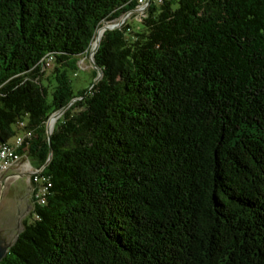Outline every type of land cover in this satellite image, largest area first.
<instances>
[{
	"label": "trees",
	"instance_id": "16d2710c",
	"mask_svg": "<svg viewBox=\"0 0 264 264\" xmlns=\"http://www.w3.org/2000/svg\"><path fill=\"white\" fill-rule=\"evenodd\" d=\"M138 6L0 0V146L51 184L0 264H264V0H149L75 95Z\"/></svg>",
	"mask_w": 264,
	"mask_h": 264
},
{
	"label": "water",
	"instance_id": "95a60500",
	"mask_svg": "<svg viewBox=\"0 0 264 264\" xmlns=\"http://www.w3.org/2000/svg\"><path fill=\"white\" fill-rule=\"evenodd\" d=\"M129 14H132V13H129ZM129 14H126L125 17H127ZM125 17H123V19L121 18V20L118 23H116L112 26L102 27V28H104L103 33L106 30L111 31L115 28L121 27L125 22ZM102 28H100L97 31V37H96L95 41L92 43V46L90 48V53H89L90 55L89 56L92 59V61H93V56L96 55V53L99 49L100 41L103 37V34H102L101 38L98 36V32ZM94 68H96L97 72H98V77L95 80V84H97L102 77V72L97 67L94 66ZM73 102H74V100H73ZM73 102H71L66 109L64 108L62 111L53 114L51 116V118H49V120H48V125L46 126V131H47L48 138H49L50 154H48L47 163L50 162V160L52 159V154H53V149L51 147L50 140H51V136H52V133L54 130V126L56 125L57 120L62 116L63 113H65L69 109V107L72 105ZM52 118H54L56 122L52 127H50V122H51ZM46 165L44 166V168L46 167ZM12 177H14V175L13 176H7L6 173H4L0 176V263L2 261H4V259L8 255V253H10L11 249L16 244L17 239L20 238V235L24 231V227H23L24 220L27 218V215L31 211L29 209V210H25V211L24 210H20V211L17 210L16 212H12V211L9 212L10 209H7V207L3 203L6 190L12 186V183L9 182V180ZM24 177H27V175L22 176V178H24Z\"/></svg>",
	"mask_w": 264,
	"mask_h": 264
},
{
	"label": "built area",
	"instance_id": "2783aa9c",
	"mask_svg": "<svg viewBox=\"0 0 264 264\" xmlns=\"http://www.w3.org/2000/svg\"><path fill=\"white\" fill-rule=\"evenodd\" d=\"M139 3L138 17L144 14L146 7L148 6L149 0H137ZM51 59H48L46 66L51 65ZM33 137L31 132H26L24 136H18L14 139L12 144H4L0 146V176L4 173H8L13 169L16 174L13 178H21L23 175H27L29 183L32 185L31 193L34 201L40 205L44 206L46 204V199L49 196L51 184L48 177L43 175L42 169L34 170L31 162L27 157L21 155L20 149L27 144L28 141Z\"/></svg>",
	"mask_w": 264,
	"mask_h": 264
},
{
	"label": "rangeland",
	"instance_id": "374dc122",
	"mask_svg": "<svg viewBox=\"0 0 264 264\" xmlns=\"http://www.w3.org/2000/svg\"><path fill=\"white\" fill-rule=\"evenodd\" d=\"M138 14H139L138 11H136L133 12L132 14H129L127 17H125L126 15L125 16L123 15L121 18L123 19V17H125L124 24L130 23L133 25H138L139 24ZM121 18L115 21L114 23H118L121 20ZM89 55L90 54H87L81 59L79 58L77 63L78 69L72 70L68 73L71 80V86L75 95H79V96L82 95L85 91L91 88L92 84H95L96 79L94 78V73L96 72V68H94V63ZM51 73H52V69H49L46 74L47 78L51 76ZM13 142L14 139L10 141L11 144ZM32 163H35V161L32 160ZM13 185L14 188L26 189L27 186L31 184L29 183V179L27 176L21 179L20 178L17 179V181L14 182Z\"/></svg>",
	"mask_w": 264,
	"mask_h": 264
},
{
	"label": "flooded vegetation",
	"instance_id": "af4514ba",
	"mask_svg": "<svg viewBox=\"0 0 264 264\" xmlns=\"http://www.w3.org/2000/svg\"><path fill=\"white\" fill-rule=\"evenodd\" d=\"M14 184V183H13ZM6 190L3 203L12 212L17 210H33V201L31 188L32 185H28L26 189L14 188L13 185ZM30 211V212H31ZM29 212V214H30ZM27 215V217L29 216Z\"/></svg>",
	"mask_w": 264,
	"mask_h": 264
},
{
	"label": "crops",
	"instance_id": "0c3cea01",
	"mask_svg": "<svg viewBox=\"0 0 264 264\" xmlns=\"http://www.w3.org/2000/svg\"><path fill=\"white\" fill-rule=\"evenodd\" d=\"M84 57V56H83ZM31 165H32V167H33V169L34 170H36V169H38L39 168V166L36 164V163H32L31 162ZM16 174V172L13 170V169H11L8 173H7V176H13V175H15ZM22 178V177H21ZM20 178V179H21ZM19 179V178H18ZM17 181V179L16 178H11L10 180H9V182L10 183H14V182H16Z\"/></svg>",
	"mask_w": 264,
	"mask_h": 264
},
{
	"label": "bare ground",
	"instance_id": "6f19581e",
	"mask_svg": "<svg viewBox=\"0 0 264 264\" xmlns=\"http://www.w3.org/2000/svg\"><path fill=\"white\" fill-rule=\"evenodd\" d=\"M114 24H116V23H113V24H107L105 27H107V26H112V25H114ZM103 29L104 28H102L99 32H98V36L101 38V36H102V34H103ZM55 119L54 118H52V120H51V122H50V127H52L54 124H55Z\"/></svg>",
	"mask_w": 264,
	"mask_h": 264
}]
</instances>
